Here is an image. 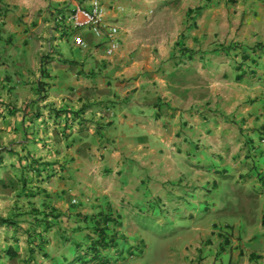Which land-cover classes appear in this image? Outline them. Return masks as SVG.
<instances>
[{"label":"crops","instance_id":"crops-1","mask_svg":"<svg viewBox=\"0 0 264 264\" xmlns=\"http://www.w3.org/2000/svg\"><path fill=\"white\" fill-rule=\"evenodd\" d=\"M93 1L0 0V85L13 91L0 134L17 142L0 165L21 169L26 155L63 169L43 200L59 216L41 222L58 247L48 264H147L126 261L146 239L154 264H264V0H100L119 27L112 56L89 29L66 38L67 13ZM162 15L170 34L152 30ZM59 37L66 46H51ZM229 44L263 47L244 64L251 74L211 86L210 66L241 60ZM195 67L207 79L199 100ZM225 194L243 215L230 232L209 204ZM12 236L0 264L32 253Z\"/></svg>","mask_w":264,"mask_h":264},{"label":"rangeland","instance_id":"rangeland-1","mask_svg":"<svg viewBox=\"0 0 264 264\" xmlns=\"http://www.w3.org/2000/svg\"><path fill=\"white\" fill-rule=\"evenodd\" d=\"M67 14L68 15L66 19H68V31L70 32V34H68L66 38H69L71 41H73V31H75V28L72 21L69 20V13ZM164 16L165 15L159 16L160 19H157L158 21L152 24V30L155 33L162 32L164 34H170L174 31V28L172 29L171 24H169L171 22L168 20V17H166L168 15H166L165 17ZM67 39L63 40L61 37H59L51 40V46H54L53 43L56 42L57 44H59V47H64L66 46ZM151 43L155 44L156 41H151ZM54 47L57 48L56 45ZM48 48L49 46H47V49ZM154 48H156V44ZM213 56L214 55H210L208 61L211 62V60H214L212 59ZM196 63L197 62H195V64ZM215 65H217V63H215ZM221 66L222 69L220 71L219 68ZM223 68H225V73L222 72ZM208 71V77L211 86L219 79H224L226 81L235 79V71L232 65L228 62L227 57L221 60L220 66H210V69ZM192 79L194 82L193 93L197 96L195 97V100H199L198 96L201 94L200 85L205 83V80L207 79L206 77H204L203 72H199L198 67H195V69H193ZM0 91V113L2 114V112L6 110L3 108V106L10 101L13 91H6L5 87H3L2 85H0ZM5 94L6 96H4ZM25 105L26 104H23L21 106V109H23ZM25 135H27V133L22 134L21 139H25ZM16 143V138H10L9 136L0 134V159L2 160V163L5 162V156H1V153L4 150H13V146ZM12 153H16L15 150ZM9 154L11 153L7 152V154L5 155ZM27 157L28 156L26 155L21 157V159L25 158V160H27V162L24 163L21 169L20 166H15L13 168V165L10 166L11 164L9 163L5 164V166L0 165V217L13 221L12 223L8 222L7 224L0 222V246L3 245V242L11 243L12 240L15 239L12 235H15V237L19 236L20 239L23 237L25 239V242H32V244L34 245L32 247V253L29 248V254L27 253L26 255H30L28 259L22 260V262L19 259L20 263L18 262V259H15L10 261V264H48L50 263V260L48 258H51L58 252V247L52 248L49 247L50 245H48V242L55 239L56 236L54 235V233L53 236L46 234V232L44 233V229L41 223H34L36 219L34 213L36 209L39 211H43V200L46 198L45 191H48L51 186L57 187L58 182L56 181V183H54L53 185V179L54 177L58 178V174L62 173L63 169L61 167L52 166L48 170H44L39 166L33 165V163L35 162H31V160ZM30 162L31 166H28ZM21 172H23V174H21ZM21 175H25V182L17 183V187H15L16 189L11 187H3V181L9 183L11 179H20ZM211 193H213L212 190ZM227 195L228 194H225V197L223 199L221 198V200H224V203H221V206L213 208V205H211L212 200L210 198L209 204L211 207L212 219H214V221H222L218 224H221L222 229L230 232L236 220H238L239 217L243 218V215L240 211V201L236 202L233 196ZM211 197L216 198V195H211ZM208 214L209 212H205V216H207ZM151 223H154V221H151ZM226 223L231 224V226H225ZM34 226L35 228H33ZM31 229H35V231L33 233H30L29 231ZM128 239L132 240L131 237H128ZM150 241L151 240L146 239V241L143 240L141 243H139V248H136L131 253H129L127 255L128 260L126 261L137 262L139 258L148 256V259L146 260L147 264H154L153 260H150V258L155 255V248L148 247ZM84 251H87V249H85ZM113 257L116 258V256ZM82 264L88 263L83 262Z\"/></svg>","mask_w":264,"mask_h":264},{"label":"built area","instance_id":"built-area-1","mask_svg":"<svg viewBox=\"0 0 264 264\" xmlns=\"http://www.w3.org/2000/svg\"><path fill=\"white\" fill-rule=\"evenodd\" d=\"M75 29H89L97 37L106 36V53L112 56L119 49V27L107 20L106 11L100 0H94L90 7L76 6L69 15ZM63 17H59V20ZM68 20V19H67ZM76 43L85 46L80 38H75Z\"/></svg>","mask_w":264,"mask_h":264},{"label":"trees","instance_id":"trees-1","mask_svg":"<svg viewBox=\"0 0 264 264\" xmlns=\"http://www.w3.org/2000/svg\"><path fill=\"white\" fill-rule=\"evenodd\" d=\"M261 47H263V44H258L255 47H240V45H237V44H233V45L229 44V45L222 47V50L226 53L238 52V49L242 50V54L240 55L241 60L237 63V66L235 67V71H236L235 79L236 80H239V81L243 80L245 77H247L249 74H251L252 70L251 71L250 70L245 71L244 64L247 63V66L250 67L255 62H257L258 58L255 57L256 56L255 51H257L256 48L260 49ZM252 51L254 52L253 54H252ZM21 174H23V172H21ZM25 179H26L25 175H21L20 179H11V181L9 183H6L3 181L2 185H3V187H11V188L16 189L15 187H17V183H24ZM34 214H35L34 216L36 217L34 223L47 222V218L49 216H51L52 218H58L59 217L57 214L53 213L51 215H48L45 213L44 210L39 211L37 209H36ZM0 222L7 224L8 222L12 223L13 221H10L9 219H5L3 217H0ZM33 239H34V237H33ZM39 245H40V243H39ZM10 249H12V248H9L8 250L10 251Z\"/></svg>","mask_w":264,"mask_h":264}]
</instances>
